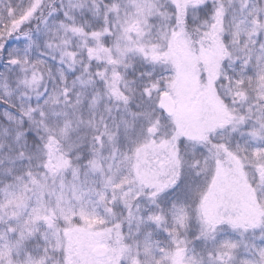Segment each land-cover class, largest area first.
I'll use <instances>...</instances> for the list:
<instances>
[{
  "label": "snow or ice",
  "instance_id": "6c2138e0",
  "mask_svg": "<svg viewBox=\"0 0 264 264\" xmlns=\"http://www.w3.org/2000/svg\"><path fill=\"white\" fill-rule=\"evenodd\" d=\"M0 264H264V0H0Z\"/></svg>",
  "mask_w": 264,
  "mask_h": 264
}]
</instances>
